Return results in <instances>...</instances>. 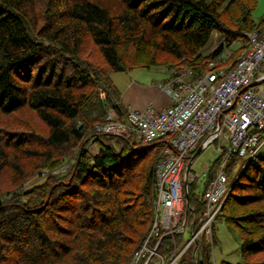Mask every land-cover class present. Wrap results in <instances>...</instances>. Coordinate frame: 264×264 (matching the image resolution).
<instances>
[{
    "label": "trees",
    "instance_id": "16d2710c",
    "mask_svg": "<svg viewBox=\"0 0 264 264\" xmlns=\"http://www.w3.org/2000/svg\"><path fill=\"white\" fill-rule=\"evenodd\" d=\"M256 2L0 0V264L128 263L152 223L166 139L95 132L110 108L126 112L111 74L182 64L200 72L241 40L230 62L248 31L264 32ZM215 31L223 41L201 53ZM34 178L43 179L25 187ZM196 180L184 230L163 236L158 252L169 259L183 249L178 264H264V145L231 180L215 219L238 231L235 263L214 261L215 224L211 240L200 232L186 246L203 218Z\"/></svg>",
    "mask_w": 264,
    "mask_h": 264
},
{
    "label": "built area",
    "instance_id": "2783aa9c",
    "mask_svg": "<svg viewBox=\"0 0 264 264\" xmlns=\"http://www.w3.org/2000/svg\"><path fill=\"white\" fill-rule=\"evenodd\" d=\"M246 35L247 45L230 62L225 61L228 56L223 57L225 48L200 72L183 64L171 70L168 79L159 84L170 98L168 106L126 108L123 117L110 108L106 119L95 125L98 135L141 138L148 142L166 139L154 170L156 196L152 223L127 264H140L142 260L147 264L152 256L155 258L152 264L177 263L183 249L167 259L158 252L157 244L162 236L185 228L183 216L189 203L185 200L183 182L187 180L188 191V183L197 177L190 171L194 158L191 152L200 144L203 149L216 144L222 158L213 178L207 180L208 172L204 173L206 181L200 192L204 201L202 223L197 231L191 232L186 246L200 232L211 240L216 216L230 191L227 167L232 157L246 156L237 177L264 145V32L254 29ZM89 148L96 149L94 144H89ZM154 238L158 240L152 245Z\"/></svg>",
    "mask_w": 264,
    "mask_h": 264
},
{
    "label": "rangeland",
    "instance_id": "374dc122",
    "mask_svg": "<svg viewBox=\"0 0 264 264\" xmlns=\"http://www.w3.org/2000/svg\"><path fill=\"white\" fill-rule=\"evenodd\" d=\"M262 16H264V0H257L256 6L254 7V10H253V18L258 21ZM241 43H242L241 40H236L229 47L233 50L239 47ZM218 44L216 43V41H214L213 36H212L209 42L202 47L201 53L203 54L210 53L214 48L218 46ZM226 56H227V51H226V54L223 55V57L225 58ZM176 67L177 66L172 67L170 69V72ZM156 68L157 69H153L154 72L156 70H163L162 66H159ZM142 71L145 73V69H143ZM120 72L122 71H116V72H113V74L115 76V73L118 74ZM152 74L153 73H151L150 75ZM200 142L201 140L199 141L197 146L200 144ZM215 147H216V144H211L206 149H202L192 160L193 162L191 163L190 171L197 176L196 177L197 192L199 193L204 188V184L206 181V176L204 175V173L206 171L208 172V169H209L207 168V165H210L213 162V160L216 159L217 156H219V152L216 151ZM245 158L246 156L239 157L237 159L236 164L232 168V171L229 172L228 183L231 182L233 177L236 175L240 165L243 163ZM56 171H59V169H57ZM42 179L43 178H34L30 182H28L25 185V187H30L33 184L41 181ZM215 232L217 236V241L214 244L213 249H212V255H213L214 261L216 263H219L222 259H225L232 263L237 262L240 259L239 253L237 251V247L239 246L240 241H241L238 235V231L234 227H231L230 225H228L227 223L220 221V220H216ZM187 237H188V230L184 232V239Z\"/></svg>",
    "mask_w": 264,
    "mask_h": 264
},
{
    "label": "crops",
    "instance_id": "0c3cea01",
    "mask_svg": "<svg viewBox=\"0 0 264 264\" xmlns=\"http://www.w3.org/2000/svg\"><path fill=\"white\" fill-rule=\"evenodd\" d=\"M212 36L217 44L223 41L222 35L217 31ZM233 50L230 47L226 48L228 57ZM156 67L159 66L149 69L133 67L127 71L120 72L122 74L115 73V76L113 73L111 74L112 80L120 91V100L126 108L142 110L151 105L155 109H161L170 104V98L159 86L160 83L168 79L170 69L163 67V70L154 72L153 69H157ZM143 69H145V73L142 71ZM151 73L153 74L150 75Z\"/></svg>",
    "mask_w": 264,
    "mask_h": 264
},
{
    "label": "water",
    "instance_id": "95a60500",
    "mask_svg": "<svg viewBox=\"0 0 264 264\" xmlns=\"http://www.w3.org/2000/svg\"><path fill=\"white\" fill-rule=\"evenodd\" d=\"M203 149V146H202V144H200L198 147H197V149L195 150V152L193 153V155H192V157H195L201 150ZM189 165L190 164H187V167H186V169L188 170V168H189ZM184 195H185V200H186V202H187V200H188V191H187V180L185 179L184 180ZM163 238V236L160 238V240Z\"/></svg>",
    "mask_w": 264,
    "mask_h": 264
}]
</instances>
